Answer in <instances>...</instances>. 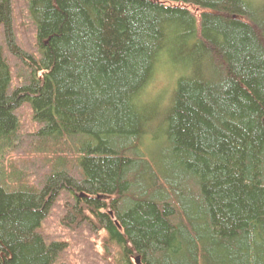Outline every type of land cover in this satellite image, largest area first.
I'll return each instance as SVG.
<instances>
[{"label": "trees", "instance_id": "1", "mask_svg": "<svg viewBox=\"0 0 264 264\" xmlns=\"http://www.w3.org/2000/svg\"><path fill=\"white\" fill-rule=\"evenodd\" d=\"M137 258L264 264V0H0V264Z\"/></svg>", "mask_w": 264, "mask_h": 264}, {"label": "bare ground", "instance_id": "2", "mask_svg": "<svg viewBox=\"0 0 264 264\" xmlns=\"http://www.w3.org/2000/svg\"><path fill=\"white\" fill-rule=\"evenodd\" d=\"M159 79H160V81H167V82H168L167 84H168L169 86H171V84H172L171 82L173 81V79H170V78L168 79V78H166L165 75L159 76ZM163 83H164V82H163ZM170 83H171V84H170ZM168 85H167V87H168ZM163 87L167 88L166 86H163Z\"/></svg>", "mask_w": 264, "mask_h": 264}, {"label": "rangeland", "instance_id": "3", "mask_svg": "<svg viewBox=\"0 0 264 264\" xmlns=\"http://www.w3.org/2000/svg\"><path fill=\"white\" fill-rule=\"evenodd\" d=\"M158 78V77H157ZM169 79V78H168ZM158 84H159V86H161V87H163V86H166L167 87V81H160V79L158 78ZM164 82V83H163ZM174 82H175V80H174ZM152 84H155V83H152ZM26 127H29V125H27ZM10 157H12V155H10Z\"/></svg>", "mask_w": 264, "mask_h": 264}, {"label": "water", "instance_id": "4", "mask_svg": "<svg viewBox=\"0 0 264 264\" xmlns=\"http://www.w3.org/2000/svg\"><path fill=\"white\" fill-rule=\"evenodd\" d=\"M135 263L136 264H139V259L138 258L135 260Z\"/></svg>", "mask_w": 264, "mask_h": 264}]
</instances>
